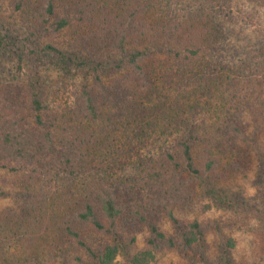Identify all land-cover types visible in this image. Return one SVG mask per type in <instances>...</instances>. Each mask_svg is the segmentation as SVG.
I'll use <instances>...</instances> for the list:
<instances>
[{
  "label": "trees",
  "instance_id": "trees-1",
  "mask_svg": "<svg viewBox=\"0 0 264 264\" xmlns=\"http://www.w3.org/2000/svg\"><path fill=\"white\" fill-rule=\"evenodd\" d=\"M229 1L0 0V58L27 68L21 84H0V170L17 179L0 264H151L164 250L197 260L207 228L174 209L196 197L253 207L230 185L264 162V45L231 47ZM45 55L92 84L51 107Z\"/></svg>",
  "mask_w": 264,
  "mask_h": 264
},
{
  "label": "rangeland",
  "instance_id": "rangeland-1",
  "mask_svg": "<svg viewBox=\"0 0 264 264\" xmlns=\"http://www.w3.org/2000/svg\"><path fill=\"white\" fill-rule=\"evenodd\" d=\"M229 7V13L223 18L235 24L232 25L233 29L228 30L227 37L231 47L239 53L242 52L241 54H246L263 46L264 0H230ZM9 12L5 5L0 15L8 17ZM13 24L21 29L24 27L21 18L17 15L13 18ZM248 24L249 26H246ZM62 38L58 36L53 39L58 43ZM43 58L46 65L41 71V84H46V92L53 100L51 107L69 104L80 84H92L91 76L86 74V69L64 72L55 59L49 55ZM26 73L25 63L19 65L13 57L0 58V84H21ZM251 108L240 106L239 112L249 118ZM252 160L233 178L230 191L234 195L237 192L242 202L252 204L253 207L250 210L244 209V205L241 208L242 205L238 204L233 207H206L210 203L209 200L205 197H196L192 204L174 209V215L183 224L197 219L206 226L204 245L200 249L202 257L195 260L189 255L184 256L176 251L164 250L155 254V261L151 264H223L228 259L233 264H264V162ZM16 182L14 175L0 170V187L5 193L0 195V214L7 208L13 207L15 193L11 184ZM159 227L168 234L174 232L165 216L160 221ZM147 236L146 229L137 233L136 249H143L146 246ZM226 240H233L234 245L232 247L226 245ZM7 252L17 255L13 247L8 248ZM123 260V254H119L116 257V264H120Z\"/></svg>",
  "mask_w": 264,
  "mask_h": 264
}]
</instances>
